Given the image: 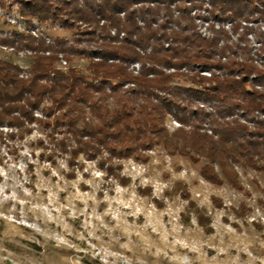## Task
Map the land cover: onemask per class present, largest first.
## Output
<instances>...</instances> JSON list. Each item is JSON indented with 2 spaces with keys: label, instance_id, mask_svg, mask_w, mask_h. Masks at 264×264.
Listing matches in <instances>:
<instances>
[{
  "label": "trees",
  "instance_id": "16d2710c",
  "mask_svg": "<svg viewBox=\"0 0 264 264\" xmlns=\"http://www.w3.org/2000/svg\"><path fill=\"white\" fill-rule=\"evenodd\" d=\"M206 2L0 0V7H15L25 24L49 21L82 29L71 42L17 30L0 34L1 50L32 59L25 69L0 58V141L23 140L41 126L45 137L37 144L43 157L51 163L64 158L73 168L70 177L83 157L121 178L116 171L122 160L146 161L145 152L161 146L169 155L202 163L206 181L243 190L239 166L264 172V31L239 22L260 13L264 0ZM195 8L235 22V39L215 30L205 15L209 35L201 32L197 16H191ZM75 56L90 59L89 74L71 66ZM181 77L198 88L174 85ZM167 112L182 125L173 133L165 127ZM174 189L191 198L186 182ZM213 201L223 206L220 198ZM250 210L242 204L236 214L244 217ZM189 211L212 232L203 207L190 201Z\"/></svg>",
  "mask_w": 264,
  "mask_h": 264
},
{
  "label": "rangeland",
  "instance_id": "374dc122",
  "mask_svg": "<svg viewBox=\"0 0 264 264\" xmlns=\"http://www.w3.org/2000/svg\"><path fill=\"white\" fill-rule=\"evenodd\" d=\"M9 8V3L0 7L2 35L33 29L51 42H71L82 32L49 21L28 25L15 7ZM201 15L211 17L215 30H225L235 39V22L216 20L195 8L191 16H197L201 32L209 35V23ZM138 23L145 25L142 19ZM239 24L264 31V15L256 13ZM254 36L249 38L254 41ZM0 58L25 69L32 64L25 52L17 57L0 49ZM89 63L75 56L71 66L89 74ZM173 84L198 88L183 77ZM165 127L173 133L182 125L167 112ZM34 128L23 140L0 141V264H264V172L239 166L243 190L228 183L215 185L201 177L202 163L156 146L145 152L146 161L122 160L116 174L127 183L83 157L74 167L75 177H70L73 168L64 158L51 163L43 157L37 140L45 131ZM178 181L186 182L190 199L175 191ZM214 197L223 201L222 207ZM190 201L207 211L212 232L189 211ZM242 204L251 210L238 217Z\"/></svg>",
  "mask_w": 264,
  "mask_h": 264
},
{
  "label": "built area",
  "instance_id": "2783aa9c",
  "mask_svg": "<svg viewBox=\"0 0 264 264\" xmlns=\"http://www.w3.org/2000/svg\"><path fill=\"white\" fill-rule=\"evenodd\" d=\"M260 12H261V14L262 15H264V6H260ZM263 27V26H262ZM30 33L31 34H33L34 36H36V37H39V35H38V32L36 31V30H33V29H31L30 30ZM44 36V35H43ZM46 37V36H45ZM47 38V37H46ZM47 41L48 42H51L50 40H49V38H47ZM62 66L63 67H66L67 66V61L65 60V59H63V61H62ZM135 66L138 68L139 66H138V64H135ZM173 70V69H172ZM202 74L203 75H207V76H210V72L209 71H204V72H202Z\"/></svg>",
  "mask_w": 264,
  "mask_h": 264
}]
</instances>
